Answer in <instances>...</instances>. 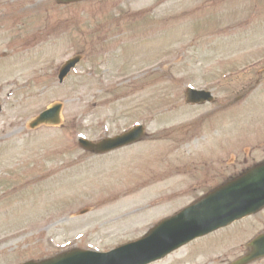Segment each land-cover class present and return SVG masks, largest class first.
Listing matches in <instances>:
<instances>
[{
	"label": "rangeland",
	"instance_id": "374dc122",
	"mask_svg": "<svg viewBox=\"0 0 264 264\" xmlns=\"http://www.w3.org/2000/svg\"><path fill=\"white\" fill-rule=\"evenodd\" d=\"M56 102L62 124L30 129ZM0 106V264L136 241L264 162V0H0ZM260 231L264 210L152 264H228Z\"/></svg>",
	"mask_w": 264,
	"mask_h": 264
},
{
	"label": "water",
	"instance_id": "95a60500",
	"mask_svg": "<svg viewBox=\"0 0 264 264\" xmlns=\"http://www.w3.org/2000/svg\"><path fill=\"white\" fill-rule=\"evenodd\" d=\"M72 2L77 0H60ZM80 57L68 61L61 74L63 79ZM214 99L212 93L192 87L187 89V102L204 103ZM62 104H53L32 121L31 127L60 122ZM145 136L144 126H136L132 130L107 138L100 142L81 139L83 147L96 153H104L112 149L133 143ZM264 207V164H261L235 181H232L199 202L183 210L179 215L162 222L148 236L110 252L91 250H73L41 262L24 264H147L164 257L182 244L204 235L245 215L254 213ZM252 251L233 264H248L264 256V234L252 243Z\"/></svg>",
	"mask_w": 264,
	"mask_h": 264
},
{
	"label": "bare ground",
	"instance_id": "6f19581e",
	"mask_svg": "<svg viewBox=\"0 0 264 264\" xmlns=\"http://www.w3.org/2000/svg\"><path fill=\"white\" fill-rule=\"evenodd\" d=\"M53 126H57V123L56 124H53Z\"/></svg>",
	"mask_w": 264,
	"mask_h": 264
}]
</instances>
